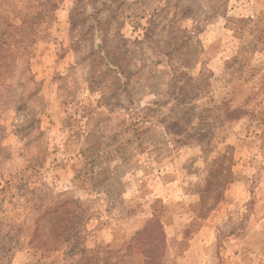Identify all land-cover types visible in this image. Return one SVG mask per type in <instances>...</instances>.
Listing matches in <instances>:
<instances>
[{
    "label": "rangeland",
    "instance_id": "374dc122",
    "mask_svg": "<svg viewBox=\"0 0 264 264\" xmlns=\"http://www.w3.org/2000/svg\"><path fill=\"white\" fill-rule=\"evenodd\" d=\"M264 264V0H0V264Z\"/></svg>",
    "mask_w": 264,
    "mask_h": 264
},
{
    "label": "trees",
    "instance_id": "16d2710c",
    "mask_svg": "<svg viewBox=\"0 0 264 264\" xmlns=\"http://www.w3.org/2000/svg\"><path fill=\"white\" fill-rule=\"evenodd\" d=\"M150 259H152V260L148 261V262H150L149 264H158V262H159L158 258H150Z\"/></svg>",
    "mask_w": 264,
    "mask_h": 264
}]
</instances>
